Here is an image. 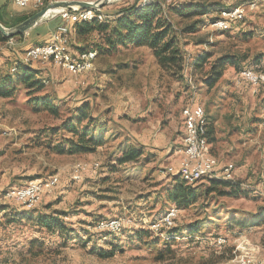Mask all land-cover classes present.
<instances>
[{
    "label": "rangeland",
    "instance_id": "obj_1",
    "mask_svg": "<svg viewBox=\"0 0 264 264\" xmlns=\"http://www.w3.org/2000/svg\"><path fill=\"white\" fill-rule=\"evenodd\" d=\"M133 1L112 0L101 9L113 19ZM161 1L169 37L182 57L169 69L150 47L121 45L98 53L96 70L73 74L52 61L24 63L17 40L0 41V59L14 53L4 71L9 95L0 96V197L31 180L60 176L55 190L35 208L0 200V264H237L238 245L264 262V195L256 189L264 180V88L252 89L237 79L245 68L264 75V0ZM238 7L246 14L232 28L221 29L220 15ZM77 43L83 42L76 38V48ZM225 53L236 56L237 64L227 65L210 87L205 83L210 64ZM16 61L18 70L12 68ZM27 69L34 77L25 82ZM192 103L204 105L208 127L216 126L213 117L220 110L243 139L257 137L250 150L256 165L242 168L233 160L240 188L214 184L209 177L186 180L197 195L184 206L170 196L182 178L167 168L183 146L182 110ZM78 109L88 115L80 129L91 121L95 138L90 150L70 153V139L78 136L68 126ZM209 148L211 153L210 143ZM135 149L140 152L135 159L120 161ZM96 161L97 171L71 179L72 166ZM172 207L180 209L175 227L152 229ZM41 214L52 227L38 223ZM114 217L136 224L124 223L117 231L100 225ZM220 236L227 239L223 245L216 243Z\"/></svg>",
    "mask_w": 264,
    "mask_h": 264
},
{
    "label": "trees",
    "instance_id": "obj_2",
    "mask_svg": "<svg viewBox=\"0 0 264 264\" xmlns=\"http://www.w3.org/2000/svg\"><path fill=\"white\" fill-rule=\"evenodd\" d=\"M49 2H47L48 4ZM46 4V5H47ZM45 5V6H46ZM43 6V7H45ZM42 7V8H43ZM41 8V9H42ZM40 10V9H39ZM99 11V9H97ZM102 10V9H101ZM178 11V9H175ZM36 11H31L23 18H15L10 24L5 25L6 27H12L21 21L25 20L29 16L33 15ZM167 13L164 9L163 2L161 0H153L149 4H143V0H134L123 7H120L112 16L113 19L105 17L103 20L92 19V20H79L75 21L73 25V32L81 43L79 50H90L95 49L100 54L110 52L117 49L118 46H148L150 47L159 64L164 68H170L171 63L182 60L180 57V50L174 47V38L169 37L171 31L170 22L167 20ZM46 16V15H45ZM216 18V17H215ZM212 18L211 20H214ZM42 19V18H41ZM194 28L192 26L190 29ZM232 28V27H231ZM230 28V29H231ZM227 29V30H230ZM226 31V30H224ZM24 34H19L13 37H22ZM12 37H6L0 32V41L7 40ZM92 38L90 42V47L86 46L89 44L87 40ZM205 57L200 60L203 61ZM200 61V62H201ZM22 63V62H21ZM237 64L236 56H232L229 53L222 54L218 56L215 61L210 64L209 77L205 79V83L213 87L224 75V70L227 65ZM27 65V64H25ZM19 66V62L16 61L12 68ZM11 68V70H12ZM34 77V70L27 69L23 75V80L28 82ZM8 75L4 71H0V96H8L9 89L7 85ZM79 113L77 117L71 121L68 128L77 134L76 140L70 139V149L68 152L72 153L75 151L82 152L90 150V141L94 140V131L96 129L95 125H92L89 121L82 129L79 127V123L82 120L88 118V115L83 112L82 109H78ZM68 125V124H67ZM208 127V139L214 140V130L215 127L213 123ZM212 135V136H211ZM74 138V137H73ZM65 151L62 147L59 149ZM140 154L139 151H132L120 158L121 162H127L135 159L136 155ZM182 179L175 181L170 196L173 200L181 205H190L195 202V196L197 192L190 185H187L186 179L178 174ZM212 178L214 184H227L233 187H241L243 183L239 180H226L216 177ZM190 184V183H188ZM38 223L42 226L52 227L53 222L50 221L46 216L42 214L37 217ZM175 227V226H174ZM124 228V227H123ZM122 228V229H123ZM173 228V227H172ZM101 232H109L108 230H99ZM84 236H88L87 231H85ZM87 243L91 241L86 239Z\"/></svg>",
    "mask_w": 264,
    "mask_h": 264
},
{
    "label": "built area",
    "instance_id": "obj_3",
    "mask_svg": "<svg viewBox=\"0 0 264 264\" xmlns=\"http://www.w3.org/2000/svg\"><path fill=\"white\" fill-rule=\"evenodd\" d=\"M14 3L18 6L22 7H30L33 11L41 9L46 4H41V0H13ZM51 2V0H50ZM101 15H106L103 13L101 9ZM246 14V11L241 13H237L234 15H220V22L218 25H221V29H225V27H232L233 23L239 22V17ZM90 15V14H80V9H61L59 13V17L61 18V23L57 26V28L53 31L50 37V47H45L42 49H37L34 52L29 53V60H25V62L33 64L35 62H44V61H52L54 64L59 65V59H62V54H70V61H66V70L68 67H72L73 63H80V71L79 74H85L92 72L91 65H87V53L84 51L83 58H76V48L72 42V28L74 21H79L80 16ZM60 28H70V35H60ZM13 40L9 42L12 44ZM96 55H98V51H96ZM240 82L241 79H245L249 82L252 89H259V85L257 82L252 81V73H246V68L239 72ZM205 113V107L200 103H192L182 110V115L187 116V122L190 123V132L189 134H184L183 137V146L177 149L179 154V164L171 165L167 168L169 173L177 170V169H185L190 175H192V183H197L198 181L206 178V177H216L226 180H237L236 179V165L235 167H227L223 164V161L216 157L215 155H207L205 152L200 151V137L199 133L196 129V120L200 114ZM99 166L95 168H84L83 165H74L72 166V180H81L83 175L87 172H95L99 169ZM60 176L58 175V180H54V183H48L47 185H39L38 178L37 181H29L25 186L17 187V191L15 192H7L6 197L2 198L16 201L21 203L27 208H35L44 198L45 195L51 194L55 188L58 186ZM256 189H260V193L264 195V180L260 182V185L257 186ZM177 219L180 215V209L176 210ZM146 222V219H145ZM117 223H131L135 224L133 221L121 220ZM114 223V224H117ZM114 224H100L107 225V228H113ZM99 225H94L97 228ZM161 226H175V223H170V217L168 221L162 223ZM227 241L226 238H217L216 243L218 245H223ZM240 250V253L236 257L237 264H264L262 261H255L254 252L250 253L245 250L241 245L237 246V250Z\"/></svg>",
    "mask_w": 264,
    "mask_h": 264
},
{
    "label": "crops",
    "instance_id": "obj_4",
    "mask_svg": "<svg viewBox=\"0 0 264 264\" xmlns=\"http://www.w3.org/2000/svg\"><path fill=\"white\" fill-rule=\"evenodd\" d=\"M61 1H97V0H51V2H61ZM48 2H50V0H48ZM60 10L61 9L49 12L46 16L40 19L35 26L30 28L22 37H17V38L12 37L9 40L8 39L5 40V43L8 44L12 40H17L16 48H19V50L22 51V54L20 55L22 57L24 52L27 49H29L31 46L50 41L49 39L53 31L62 22L61 18L59 17ZM31 11L33 10L30 7L18 6L14 3L13 0H0V23L4 26L8 25L11 23L13 19L23 18ZM71 37L73 42L74 39H76L74 32H72ZM77 44L81 45V43H77ZM17 51L18 50L15 49V52ZM6 54H7L6 55L7 58L9 60H12V57L9 56H11L14 53L9 52ZM100 56L99 55L96 56L95 60L96 59L98 60ZM8 59L6 61L4 58L0 59V71H5L6 64H8L9 62ZM230 112H231L230 116H233L232 114L234 112L232 111ZM216 114L217 117H213V120L215 121V125H216L215 139L213 142H209L210 147L212 149V152L210 153V148H209V154L215 155L216 157L221 159L223 161V164H225L226 166L232 167L231 165H236L237 167L236 175L239 170L237 166L238 163H241L242 168L250 167V164H253L252 166L255 167L256 165L255 160H253V163H251L250 160V150H252L255 147V145L253 144H254V140L257 137H255L254 139L253 138L243 139L241 136H239V132L234 127H232L231 123L226 122L222 118L223 113H221L220 110ZM255 124L257 123H254L253 126H256ZM218 126H220V129H218ZM259 127L262 128L261 124H259ZM255 128L256 127H254L252 130L254 134L255 131H257ZM263 148L264 147H262V149ZM174 154L177 156V158L173 165L177 166L179 164L178 151L175 150ZM233 160H236L238 163L237 164L233 163ZM261 165L264 166V163H261ZM1 211H5V209H2Z\"/></svg>",
    "mask_w": 264,
    "mask_h": 264
},
{
    "label": "bare ground",
    "instance_id": "obj_5",
    "mask_svg": "<svg viewBox=\"0 0 264 264\" xmlns=\"http://www.w3.org/2000/svg\"><path fill=\"white\" fill-rule=\"evenodd\" d=\"M148 0H144L143 4L146 3ZM48 0H41V4H47ZM225 14L226 15H234L237 13L243 12L244 9L241 7L234 8V9H227ZM80 14H90V15H84L80 16V20H92V19H99L103 20L105 19V15H101V11H98L95 8H86V9H80ZM242 17V16H241ZM220 22V20L218 21ZM217 22V24H218ZM75 23V21H74ZM74 25V24H73ZM221 26V25H220ZM60 35H70V28H60ZM45 47H50V41L42 44H36L31 46L29 49H27L24 54L22 55V61L24 63L25 60H29V53L28 52H34L37 49H42ZM84 51L87 53V57H93V58H87V65H91V71L96 70V64H95V58H96V50L90 49V50H78L76 49V58H83L84 57ZM66 61H70V54H62V59H59V65L63 66L66 69ZM67 70L73 74H79L78 71H80V63H73L72 67H68ZM246 73H252V81L257 82L259 85H264V75L261 73H254L252 71H246ZM237 79L240 80V77ZM264 88V86H262ZM208 118L205 113L200 114V116L197 117L196 120V129L199 133L200 137V151L205 152L207 155L209 154V140H208ZM184 126H185V133L184 134H189L190 132V123L187 122V116L184 118ZM80 165H83L84 168H87L88 165H91L90 163H79ZM92 167L100 166L99 162H93ZM230 167V166H227ZM171 173L175 174H181L184 179H186L188 182L192 183V175H190L185 169H177ZM54 180H58V175H53L50 176L49 178L46 179H38V184L39 185H47L48 183H54ZM31 181H37L36 180H31ZM17 191V188L11 189L8 192H15ZM176 210H179L178 207H172L169 208L159 219L155 220V222L151 225L152 229H155L156 231H162L164 229H169L172 226H161L162 223H165L168 221V218L170 217V223H175V220L177 218V214H172L175 213ZM121 220H125L124 217H114L111 219L106 220L105 224H114L117 223ZM129 221H133L136 224V221L134 219L129 218ZM124 225V223H117L114 224L113 230H119ZM107 226V225H105ZM219 238H224V237H219Z\"/></svg>",
    "mask_w": 264,
    "mask_h": 264
},
{
    "label": "water",
    "instance_id": "obj_6",
    "mask_svg": "<svg viewBox=\"0 0 264 264\" xmlns=\"http://www.w3.org/2000/svg\"><path fill=\"white\" fill-rule=\"evenodd\" d=\"M112 0H97V1H61V2H51L45 7L35 12L33 15L29 16L25 20L16 24L12 27H6L0 23V32L6 37H13L19 34H25L30 28L35 26L38 21L47 15L49 12L58 9H86L95 8L101 9L105 7Z\"/></svg>",
    "mask_w": 264,
    "mask_h": 264
}]
</instances>
